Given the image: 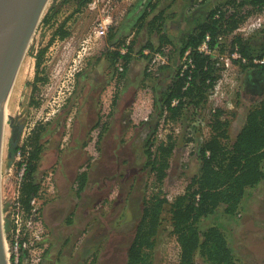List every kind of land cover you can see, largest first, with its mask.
I'll return each mask as SVG.
<instances>
[{
	"label": "rangeland",
	"instance_id": "374dc122",
	"mask_svg": "<svg viewBox=\"0 0 264 264\" xmlns=\"http://www.w3.org/2000/svg\"><path fill=\"white\" fill-rule=\"evenodd\" d=\"M241 1L100 0L95 8L86 5L78 12H74L73 0L49 1L43 17L54 5L59 12L49 24L42 17L33 34L7 104L3 141V161L7 162L12 118L22 125L17 144L35 126L46 129L45 160L39 171L56 168L59 196L43 211L51 232L43 264H126L143 204L154 194L164 196L168 203L153 264H180L170 204L200 174V148L212 134L214 110L222 109V117L229 121V139L224 144L231 148L249 110L264 100V70H243L229 46L233 36H240L249 42L253 57L264 47V7L246 4L240 8ZM217 6L229 14L237 10L242 19L238 29L223 35L213 50L219 68L215 88L201 107H188L184 117L159 119L155 102L161 100L185 60L174 48ZM161 8L168 14L163 12V25L154 29L150 21ZM127 14L133 25L125 22ZM67 17L69 36L51 42L56 27ZM117 41L127 46H121L122 52L133 42L124 77L118 69L123 61L112 63L108 55L117 49ZM148 43L154 49L145 47ZM166 46L172 47L168 63L150 72L151 54L145 50L156 52ZM46 47L40 70L44 79L34 89L35 56ZM155 125L158 139L176 140L162 185L156 184L144 161V140ZM83 172L87 182L78 192L77 178ZM223 207L205 218L203 229L221 228L241 263L264 264V181L251 191L236 217L224 214ZM196 261L210 264L201 255Z\"/></svg>",
	"mask_w": 264,
	"mask_h": 264
},
{
	"label": "trees",
	"instance_id": "16d2710c",
	"mask_svg": "<svg viewBox=\"0 0 264 264\" xmlns=\"http://www.w3.org/2000/svg\"><path fill=\"white\" fill-rule=\"evenodd\" d=\"M69 0H62L67 2ZM76 10L86 6L91 0H73ZM246 4L254 7H264V0H242L240 8ZM151 8H156L152 6ZM59 9L52 6L43 17V23L49 24L58 14ZM241 16L237 10L228 13L223 6L212 9L206 21L196 26L193 32L174 48L180 57L189 51L191 65L181 72V67L175 73L160 101L155 102V111L159 112L158 118L178 119L186 115L188 107H201L208 94L215 88L219 78L217 61L199 50L200 45L207 41L209 48L219 47L223 35L234 32L239 27ZM69 18H65L55 29L51 42L55 37L65 39L69 32L65 26ZM163 12L154 16L150 25L154 29L163 25ZM110 33V32H109ZM110 35V34H109ZM109 38L116 39L113 34ZM163 38V36H162ZM169 41L168 39L166 42ZM124 42L117 41L115 52H109L112 63L123 61V71L119 76L124 77L130 63L132 43L128 45L127 52H122ZM229 46L231 51H238L248 63L238 61L243 70L253 68L264 70V64H254L253 54L248 41L240 36H233ZM127 47V46H126ZM154 49L151 43L145 45ZM47 47L41 49L35 56L36 76L33 82L34 89L44 79L40 77L41 66L44 61ZM259 57H264V47ZM177 100L176 104H173ZM33 102V100H31ZM222 109H215L211 122L212 134L200 148L201 169L200 174L194 177L186 192L179 195L170 204L172 214L173 233L180 245V264H198L196 258L201 255L210 264H243L229 245L227 236L218 226H209L203 229L205 218L216 214L221 206L222 211L230 218L243 211L245 202L251 191L259 187L264 181V100L249 110L245 122L238 133L231 148L224 144L229 139V121L222 117ZM13 135L17 141L10 140V154L18 149V141L22 125L11 119ZM43 126L37 125L32 129L27 141L31 147L29 168L22 187V201L28 207L30 200L39 190L40 160L44 152ZM157 125L148 133L144 140L145 167L154 175L156 184L162 185L170 168L172 155L176 147V140L157 138ZM79 189L83 190L87 182L86 172L78 178ZM168 200L159 194H154L143 204L134 237L127 253L126 264H153V251L156 246L157 236L163 222V212Z\"/></svg>",
	"mask_w": 264,
	"mask_h": 264
},
{
	"label": "built area",
	"instance_id": "2783aa9c",
	"mask_svg": "<svg viewBox=\"0 0 264 264\" xmlns=\"http://www.w3.org/2000/svg\"><path fill=\"white\" fill-rule=\"evenodd\" d=\"M100 0H91L87 5L95 8ZM202 1V0H201ZM200 45L199 50L211 56L214 49L209 48L207 41ZM171 46L160 51L146 53L151 54V66L149 71L154 73L160 65L169 61ZM152 51V50H151ZM124 53V51H123ZM187 51L181 66V72L191 65V59ZM233 60H241L248 63L236 50L232 54ZM230 57L226 65H229ZM254 64H264V57L255 56L252 58ZM119 71H123L120 66ZM174 100L173 104H176ZM30 133L18 144V149L9 154L7 162L2 161L1 169V208L5 234V248L8 264H43L44 255L50 246V229L47 227L43 211L50 202L55 201L59 196V189L56 183V168L50 167L43 170L39 179V190L34 194L27 207L22 201V187L26 173L29 168L31 147L28 144Z\"/></svg>",
	"mask_w": 264,
	"mask_h": 264
},
{
	"label": "water",
	"instance_id": "95a60500",
	"mask_svg": "<svg viewBox=\"0 0 264 264\" xmlns=\"http://www.w3.org/2000/svg\"><path fill=\"white\" fill-rule=\"evenodd\" d=\"M50 0H0V264H8L1 208L5 108L37 25ZM13 135L12 140L17 141Z\"/></svg>",
	"mask_w": 264,
	"mask_h": 264
},
{
	"label": "crops",
	"instance_id": "0c3cea01",
	"mask_svg": "<svg viewBox=\"0 0 264 264\" xmlns=\"http://www.w3.org/2000/svg\"><path fill=\"white\" fill-rule=\"evenodd\" d=\"M161 10V11H160ZM158 12L159 13H161V12H166V9L165 8H161ZM167 14H168V12H166ZM129 14V13H128ZM128 14H127V18H126V20H125V22L127 21V23H131V19H128ZM167 17V16H166ZM128 19V20H127ZM149 20V19H148ZM133 23H135L134 22V20H133V22L131 23V25H133ZM131 25H127V29H129V27L131 26ZM43 160H45V152H43V154H42V156H41V160H40V166H42V162H43ZM41 173V172H40Z\"/></svg>",
	"mask_w": 264,
	"mask_h": 264
},
{
	"label": "bare ground",
	"instance_id": "6f19581e",
	"mask_svg": "<svg viewBox=\"0 0 264 264\" xmlns=\"http://www.w3.org/2000/svg\"><path fill=\"white\" fill-rule=\"evenodd\" d=\"M24 60V59H23ZM23 63V62H22ZM22 65V64H21ZM25 67H26V70L27 69H29V64H26L25 65ZM20 70V69H19ZM19 73V72H18ZM18 75V74H17ZM23 76L24 75H20V77L21 78H23ZM18 77H19V75H18ZM16 79H17V77H16ZM16 81V80H15ZM15 84V83H14ZM13 88H14V86H13ZM12 91H13V89H12ZM12 91H11V94H12ZM11 94H10V96H11ZM10 96H9V98H10ZM8 102H9V99H8V101H7V104H8ZM5 115H6V117H7V115H8V113H7V105H6V108H5ZM7 127V126H6ZM7 130V129H6Z\"/></svg>",
	"mask_w": 264,
	"mask_h": 264
},
{
	"label": "flooded vegetation",
	"instance_id": "af4514ba",
	"mask_svg": "<svg viewBox=\"0 0 264 264\" xmlns=\"http://www.w3.org/2000/svg\"><path fill=\"white\" fill-rule=\"evenodd\" d=\"M253 80H254L255 82H258V83L261 82V78H258V77H257V78L254 77ZM261 83H262V82H261Z\"/></svg>",
	"mask_w": 264,
	"mask_h": 264
}]
</instances>
